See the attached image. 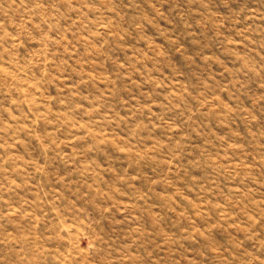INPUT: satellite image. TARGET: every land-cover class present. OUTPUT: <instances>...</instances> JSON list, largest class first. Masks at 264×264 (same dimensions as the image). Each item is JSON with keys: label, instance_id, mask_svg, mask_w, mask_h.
Segmentation results:
<instances>
[{"label": "rangeland", "instance_id": "rangeland-1", "mask_svg": "<svg viewBox=\"0 0 264 264\" xmlns=\"http://www.w3.org/2000/svg\"><path fill=\"white\" fill-rule=\"evenodd\" d=\"M0 264H264V0H0Z\"/></svg>", "mask_w": 264, "mask_h": 264}]
</instances>
